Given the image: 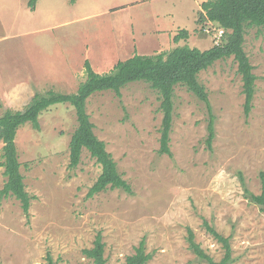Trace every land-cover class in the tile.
Listing matches in <instances>:
<instances>
[{"label":"rangeland","instance_id":"1","mask_svg":"<svg viewBox=\"0 0 264 264\" xmlns=\"http://www.w3.org/2000/svg\"><path fill=\"white\" fill-rule=\"evenodd\" d=\"M204 0H0V115L21 110L35 92L76 91L85 61L109 71L134 54L152 55L179 44L201 50L219 41V27L199 24ZM188 30L177 43L173 36ZM244 50L256 75L252 108L244 113L242 80L232 57L198 74L214 115L207 148L205 103L183 85L173 93L169 148L158 152L162 112L159 93L145 81L94 92L86 111L132 192L107 188L87 196L101 166L86 149L69 167V140L77 126L69 103L49 106L39 129L18 128L15 147L28 215L14 195H0V264H91L83 253L98 232L107 264H125L141 239L146 264H208L190 248L194 241L213 260L221 244L204 227L230 237V264H264V28L247 26ZM3 143L0 141V161ZM0 166V189L5 176ZM246 189L248 192H246Z\"/></svg>","mask_w":264,"mask_h":264},{"label":"trees","instance_id":"2","mask_svg":"<svg viewBox=\"0 0 264 264\" xmlns=\"http://www.w3.org/2000/svg\"><path fill=\"white\" fill-rule=\"evenodd\" d=\"M74 2L75 0H69ZM37 0H27V7L33 11ZM197 22L215 23L223 33L219 41L210 48L201 50L188 44L176 45L167 51L152 55L134 54L125 60L117 61L113 67L103 73L93 70L90 63L85 61V79L76 91L63 93L47 90L44 93L35 92L21 110L6 109L0 115V141L2 153L0 166L4 168L5 182L0 189V195L12 194L20 201L21 208L28 215L31 196L25 191L23 175L19 167L15 147V135L19 127L30 123L39 129L38 116L49 106L57 103H69L74 107L77 126L69 140V167L74 168L80 162L82 149L101 166V172L90 186L87 196L107 188H119L131 193L129 183L118 172L115 161L106 150L104 141L94 133V125L86 111V100L94 92L112 90L121 96V88L134 81H145L155 89L160 96L159 108L162 112L160 124V146L158 152L170 155L169 141L173 118V93L176 85H183L188 91L205 103L208 112L206 145L212 147L214 138V115L208 99L205 86L199 82L198 74L210 67L215 61L232 57L237 64V72L242 80L244 94V113L249 114L255 92L256 75L243 46L244 31L248 26L264 28V0H204L198 11ZM188 30L180 29L173 36L177 43L187 39ZM261 191L259 194L249 192V198L255 204L264 206V171L260 172ZM246 192L248 190L246 189ZM204 227L222 246L223 256L215 261L208 256L194 241V234L187 228V239L190 248L197 256L205 259L208 264H230L232 262L230 237L217 232L211 225L204 222ZM83 253L91 260V264H107L104 257V242L98 232L90 248H84ZM45 264H55L49 253L46 254ZM151 254L145 251V241L141 239L134 247L133 253L126 256L125 264H146Z\"/></svg>","mask_w":264,"mask_h":264},{"label":"built area","instance_id":"3","mask_svg":"<svg viewBox=\"0 0 264 264\" xmlns=\"http://www.w3.org/2000/svg\"><path fill=\"white\" fill-rule=\"evenodd\" d=\"M222 33H223V29L220 28V29L218 30V36H220Z\"/></svg>","mask_w":264,"mask_h":264},{"label":"crops","instance_id":"4","mask_svg":"<svg viewBox=\"0 0 264 264\" xmlns=\"http://www.w3.org/2000/svg\"><path fill=\"white\" fill-rule=\"evenodd\" d=\"M179 45H182V44H179Z\"/></svg>","mask_w":264,"mask_h":264}]
</instances>
